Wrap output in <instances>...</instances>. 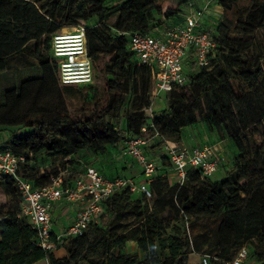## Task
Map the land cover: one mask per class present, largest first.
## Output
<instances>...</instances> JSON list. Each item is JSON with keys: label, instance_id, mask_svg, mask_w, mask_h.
<instances>
[{"label": "trees", "instance_id": "16d2710c", "mask_svg": "<svg viewBox=\"0 0 264 264\" xmlns=\"http://www.w3.org/2000/svg\"><path fill=\"white\" fill-rule=\"evenodd\" d=\"M109 1L0 0V73L22 54L40 68L38 75L0 89V131L13 133L5 147L25 158L21 175L44 187L54 176L35 164L41 153L64 165L84 151L102 155L135 136L178 146L183 130L200 123L228 140L235 154L220 180L189 167L182 183L173 185L167 172L153 177L147 182L150 197L119 191L104 202L105 225L100 218L82 237L58 242L67 252L62 258L38 245L18 190L0 175V264H187L192 249L205 246L206 254L219 259L211 264H225L246 245L251 259L264 264V0H218L223 18L209 65L197 68L193 62L190 81L166 95L167 108L159 113L152 109L157 71L136 60L121 33L159 28L189 0H124L114 7ZM79 27L86 28L94 80L104 77V97L98 98L94 81L59 80L53 36ZM68 100L81 103L85 113L73 116ZM162 161L165 171L173 168L166 153ZM167 205L177 210L174 220L165 213ZM205 218L216 221L213 240L193 239L190 228ZM129 241L137 243L143 260L125 253Z\"/></svg>", "mask_w": 264, "mask_h": 264}, {"label": "built area", "instance_id": "2783aa9c", "mask_svg": "<svg viewBox=\"0 0 264 264\" xmlns=\"http://www.w3.org/2000/svg\"><path fill=\"white\" fill-rule=\"evenodd\" d=\"M206 7L190 6L185 15L179 14L161 26V30L153 28L148 33H121L127 38L129 49L136 60L156 69V95L168 94L175 86L188 84L191 72L186 70L185 61L190 51H193L197 68L209 65L216 41L215 28L205 24ZM52 52L62 85L93 83L94 64L88 51L85 27L72 32L56 33L53 36ZM153 140L155 138L147 140L143 136L131 137L125 141L123 150L126 157L134 159L143 168L146 176L154 175L158 168V163L145 152ZM161 142L181 183L189 167L200 170L204 178L213 179L222 167L229 165L232 158L218 154L212 145L187 148L173 145L165 138ZM24 163L25 158L16 156L5 145H0V175L13 181L22 199V214L37 230L38 245L49 253L59 249L58 242L61 240L82 237L92 223H98L104 214V202L119 191L127 188L131 192L151 196L147 183L137 185L124 177L107 179L94 166H89L73 186L65 187L60 176L53 178L50 185L35 187L21 175ZM62 200L84 202V206L78 210L68 229L57 235L53 232V208ZM213 259L219 260L206 254L202 257L201 264H211ZM225 264L257 263L251 259L250 250L245 246L238 250L232 261Z\"/></svg>", "mask_w": 264, "mask_h": 264}, {"label": "rangeland", "instance_id": "374dc122", "mask_svg": "<svg viewBox=\"0 0 264 264\" xmlns=\"http://www.w3.org/2000/svg\"><path fill=\"white\" fill-rule=\"evenodd\" d=\"M124 0H111L107 3L108 6L114 7L116 5H119L122 3ZM180 0H170V2H179ZM208 1V0H207ZM207 6V10L212 9V8H218V1L217 0H210L206 5H203V7ZM202 7V6H201ZM222 9V8H221ZM213 10V9H212ZM213 12H217L216 10ZM218 13V12H217ZM219 17L223 18V10L222 14H218ZM222 20V19H221ZM191 65V64H190ZM11 66L14 68V70H17L20 66H26L27 69L21 73H15L14 76L12 74H9L8 76H1L0 74V89L3 91V89L6 88V77H9V79H14L16 81L15 84H18V82L24 78L25 76H34L37 75L39 72V64L38 61L28 55V54H22L17 58L11 59ZM189 67V66H188ZM94 84L98 87L99 91V96L98 98L104 97L105 93V87H104V77H100L98 79L94 80ZM164 100V104L167 106L166 99ZM68 110L69 112L75 116L79 117L81 114L85 113V108L81 103L78 101H70L68 100ZM158 106V105H157ZM162 107H157V111L153 112H158ZM159 109V110H158ZM18 131H25L21 129L15 130V132ZM204 145H212L211 143L209 144H204ZM226 149V153L229 155V157H233L235 154V150L231 144H228L224 147ZM112 154V155H111ZM162 152L159 149H151L149 151V156L150 158L158 163V168L157 171L154 175L152 176H146L145 173L143 172V169L141 166L132 158L129 157H123V158H118V153L115 151L114 153L110 152V155L112 158L110 159L111 161H116V163H121L122 165H125L124 169L127 170L125 173H118L117 175L120 177L128 178L133 180L137 185L145 184L148 181H150L153 177L159 176V175H171V180L172 183H175L177 180L176 176L174 175V171L171 170V167L167 165V171H165L162 167L163 161H162ZM97 155L92 154L89 151H84L81 154L72 157L71 159L64 160L65 164L62 165V161L60 158L57 157H50L45 153L39 154L37 157H35L34 162L36 165H39L41 168L42 172H50L54 176V178L62 176L63 181L67 182L68 184L73 183L74 180H76L78 177L81 175H84L86 167L95 164L97 161ZM73 162V163H72ZM162 163V164H161ZM114 164V163H112ZM66 166V167H65ZM100 169L105 173V167L103 168L100 166ZM170 169V170H169ZM226 173V168L223 170H220L216 175H215V180H220L225 176ZM2 196V193H0V197ZM165 213L168 217V219H175V216L177 215V210L173 205H167L165 208ZM108 220V216H103L101 218L100 224L105 225ZM217 229L216 226V221L211 218H205L202 219L200 222L196 224L194 228H190V235L191 237L197 238L199 241H211L214 238V233ZM204 234V235H203ZM207 235V236H205ZM249 246V245H246ZM192 253H197L198 254V261L196 264H201V258L208 253L207 252V246L203 247L202 250L200 251H195L192 249Z\"/></svg>", "mask_w": 264, "mask_h": 264}, {"label": "crops", "instance_id": "0c3cea01", "mask_svg": "<svg viewBox=\"0 0 264 264\" xmlns=\"http://www.w3.org/2000/svg\"><path fill=\"white\" fill-rule=\"evenodd\" d=\"M209 1L210 0H208V1L207 0H189V2L187 4L182 6L180 16L185 15L189 11L190 6H194L195 8H202L203 5H206ZM212 9L207 10V12L205 14V24L207 26H211V27L215 28L222 19L218 15L219 13H220V15L222 14V9L219 6V4H218V8H212ZM215 10L218 13L213 12ZM161 28H163V27H159L157 29L161 30ZM193 62H194V54H193V51H190L188 53L187 59L185 61V65H186L185 68L187 71H191V65L190 64H192ZM26 69H27L26 66H20L17 70H14V68L11 66V60H9L7 62L6 72L0 73V74H1V76H8L9 74H12V76H14L15 73L23 74V72ZM39 73H40V71L37 73V75ZM25 77H27V76H25ZM6 78H7L6 79L7 84L5 85L6 88L3 89V91H5L9 87L15 86V83H16V81L14 79L10 80L9 77H6ZM166 95L167 94H165V93H161L159 95H156L153 98V102H152L153 111H157L156 109L158 106L162 107V109L159 108L160 110L158 109L159 111L154 112V113H159L160 111L165 110L167 108V106L164 104V100H163V99H166ZM12 137H13L12 132L0 131V145H6L11 140ZM209 143L212 144V146L214 147V149L216 150V152L218 154L228 155L226 153V149L224 147L226 145L230 144V142L228 140H220L219 137L217 136V134L211 132L204 123H200V124L185 128L183 130V137H182V142H181L180 146L187 147V148L203 147V146H205L204 144H209ZM124 148H125V143H122L117 147L109 148V150L105 154L97 155L96 156L97 161L95 162V164H92L90 166H94V167L98 168L101 171V173L104 175V177H106L107 179H114L116 177H120L117 174L118 173H125V172H127V170L124 169L125 165H122L119 162L116 163V161L110 160L112 158V156H111L112 154L110 155V152L114 153L116 151L118 153V158L120 159V158L125 157V155L123 153ZM151 149H159L163 153L162 156L165 155V152L163 151L159 141H157L156 139L153 140L146 147L145 152L149 155V151H151ZM112 163H114V164H112ZM102 164H103V168L105 167V173L100 169V166H102ZM88 167H86V170ZM226 167L227 166H224L220 170H223ZM86 170H85V173H86ZM171 170L174 171L173 168H171ZM174 173H175L174 175L176 176L177 180L175 181V183H172L173 185L179 182V176L177 175V173L175 171H174ZM81 176H83V175H81ZM170 176L171 175H169V177ZM170 180H171V177H170ZM171 182H172V180H171ZM83 206H84V202L71 203V202H68L66 200H62V201L57 202L53 208V219H54L53 232L57 235L64 233L68 229V227L70 226V224L72 223L74 218L76 217L78 210L80 208H82ZM125 253L128 255H131V256H138L141 260H143L145 258V255L142 253V251L139 249L137 243L134 241H129L127 243ZM54 254L57 257L62 258V257L66 256L67 252H66L65 248H59L56 252H54ZM187 258H188L187 264H196V262L199 259L197 253L189 254ZM36 264H51V263L48 259H44V260H42Z\"/></svg>", "mask_w": 264, "mask_h": 264}]
</instances>
